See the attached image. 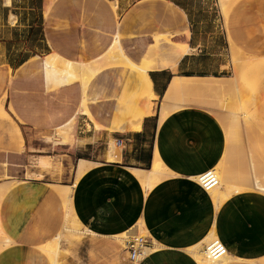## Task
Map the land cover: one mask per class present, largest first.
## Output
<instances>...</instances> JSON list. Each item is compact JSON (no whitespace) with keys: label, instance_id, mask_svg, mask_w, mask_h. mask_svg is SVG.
Instances as JSON below:
<instances>
[{"label":"crops","instance_id":"crops-1","mask_svg":"<svg viewBox=\"0 0 264 264\" xmlns=\"http://www.w3.org/2000/svg\"><path fill=\"white\" fill-rule=\"evenodd\" d=\"M217 4L218 0H0V117L10 121L9 138L24 146L25 153H51L34 156L31 164L39 171L33 179H25L24 173L22 181L10 176L0 182H17L0 202V226L12 242L0 252V264H50L39 247L64 223L62 201L50 185L74 184L80 160L97 166L73 186L75 215L103 237L122 234L141 221L147 239L160 248L139 264H197L184 250L197 245L212 228L234 257H264V198L234 195L216 211L210 196L191 180L212 169L223 154L216 118L193 103L159 122L174 79L227 80V29L241 25L225 21L219 11L211 15ZM147 10L156 13L158 22L147 25L139 19ZM253 23L251 27L258 26ZM163 29L172 32L171 38L154 43L157 36L152 41L151 34ZM114 40L124 57L147 71L151 91L138 70L125 65L103 68L85 90L78 82L47 86L45 57L55 53L85 63L104 54ZM229 43L234 46L231 39ZM260 70L252 66L241 83L260 78ZM71 120L67 143L55 146L63 141L58 130ZM50 130L51 146L41 141ZM117 139L123 143L119 161L108 162V143ZM155 152L172 175L145 195L130 170L150 169ZM55 157H63L67 169L74 165L69 184L42 180ZM2 159L6 168L17 167L25 155L10 151L0 153ZM15 166L11 173L18 170ZM91 241L83 239L62 257V264H94L90 252L102 251L107 239L97 238L101 245Z\"/></svg>","mask_w":264,"mask_h":264},{"label":"bare ground","instance_id":"bare-ground-1","mask_svg":"<svg viewBox=\"0 0 264 264\" xmlns=\"http://www.w3.org/2000/svg\"><path fill=\"white\" fill-rule=\"evenodd\" d=\"M222 1L223 0H220V3H222ZM233 1L234 0H232V2ZM230 46L231 49L234 48L232 44H230ZM185 53L187 54L189 53V51L187 50ZM254 61V58H248L247 60H245V65L243 64L244 66L239 69L238 77L234 78V80H232V82L230 83L223 82V80L218 79H210L212 81V84H207L210 83V80L208 82V80L206 79H203L204 81L199 79L195 80L194 78L190 80L183 78L174 79L171 82L170 86H168L163 104H161L162 107L159 114V122H162L164 119H166V117L172 114V112L182 110L188 107L189 104H192V106L194 105L191 100H186L184 98L185 94H189L193 91H208L211 93H219L230 91L232 89H235L239 92L237 85L239 86V81L243 78L245 73L256 64V62L254 63ZM117 64L125 65L127 67L138 70V72L148 84L151 91V81L147 71L145 69L138 68L126 57H124L117 40H114L109 49L100 57L85 63H75L62 59L55 53L51 54L48 57H45V79L47 86L51 88L70 84L72 82H78L81 85L82 89L85 90L87 84L89 83V79L92 78L97 72H99L103 68L115 66ZM202 81L207 82L206 84H204L202 83ZM151 95H153L152 92ZM84 103L85 102L82 101L81 107L84 106ZM236 104V110H231L229 108H226V106L222 108V111L224 110L226 112L225 119L221 118V116L219 117L220 113L219 115L217 114L218 116H215L217 117L216 120L219 121L218 123L222 129L221 131L223 133L224 150L218 163L212 169H210V171H212L214 173V176L216 177L217 184L214 187L210 188L207 191V194L210 196L216 210H218L224 199H230L234 195L253 192L264 196V156L262 155L261 157L263 161H261V158L255 159V155L253 154L250 145L252 141L251 136L249 139V135H251L250 132L253 131L252 127L255 125L253 124L255 122V117L244 106L241 98H238V102ZM0 112L3 111L0 109ZM83 112L87 113L88 111ZM73 125L74 120H71L68 124L58 130L57 133L58 135L63 137V141L62 143H57L55 146H62L63 144L67 143L69 138L68 134L73 129ZM96 128L99 129L100 127L96 126ZM261 130L262 129H260V131ZM237 146H239L240 148ZM239 150H241L242 153H240ZM119 154L120 148L115 145V141L110 140L105 157L106 161H119ZM241 155L243 157H240ZM228 157H230V159L227 161ZM240 158L243 160V164H245L240 165L248 169V174L247 169H244V173L242 172L243 175L247 174V176L245 177L242 174L238 175L235 172L239 170L238 168L236 169V166H239V164L234 166L235 168L232 167L233 164L235 162L237 163ZM239 162L241 161L239 160ZM95 166H97L96 163L80 160L76 168L74 184L87 170ZM130 173L138 181L145 195H147L164 178L172 175V173L168 171V169L163 165L156 152L154 153L150 169H131ZM191 180L194 182H198L199 176L192 177ZM236 182L240 183H237L239 184V186L236 185ZM14 183H0V202ZM74 184L50 185L59 195L64 207V223L62 225V228L52 240L39 247L40 251L48 258L50 264H61L62 257L68 254L71 251V248L75 245H78L83 239H89L91 241L96 240L97 238H106L96 234L95 232L90 230L89 227L83 225V223L75 215L72 207V192ZM132 233H138L143 238L142 254L138 258L139 261H142L150 253L155 252L160 248V245H158L153 239H147L149 235L144 227V224H142L141 221L136 223L135 226L131 227L126 234ZM142 235L145 237H143ZM111 238L114 242L120 244L123 247V239L125 237L112 235ZM213 239H217L215 232L204 238L200 243H198V245L187 247L184 252L197 264H231L240 261L238 258L234 257L232 254L226 251L223 255L217 257L216 259L211 258L205 250V245H208V243ZM11 243V240L5 235L0 226V251L3 250V248L9 246ZM260 264H264V262Z\"/></svg>","mask_w":264,"mask_h":264},{"label":"rangeland","instance_id":"rangeland-1","mask_svg":"<svg viewBox=\"0 0 264 264\" xmlns=\"http://www.w3.org/2000/svg\"><path fill=\"white\" fill-rule=\"evenodd\" d=\"M229 2L231 3L232 0L230 1L223 0L222 3H220V0H218L217 7L213 6V9H212V11H215V12L211 14V15L217 16L216 11H219L222 15V18L225 21L226 19H227V22H229V20L230 21L234 20L236 21L237 25H241V27H238V28L227 29L229 30L228 32L229 52H228V59H227L229 72L227 73V76H228L226 78L227 80L223 82L230 83L232 82V80H234V78H237L239 75V69L245 65L244 61L247 60L248 58H251V59L254 58L255 60L254 63L256 62V68L261 69L260 73L262 74V76L260 78H257L255 81L251 79L247 81L246 83L245 82L241 83V80H240L239 86L237 85L239 92L236 91L235 89L230 90L231 92L226 91L227 93L226 92L211 93L208 91H193L189 94H185L184 98L186 100H191L193 103H196L202 109L211 113L214 117L217 114L219 115L220 113L219 117L221 116V118H224V119L226 118L225 117L226 112L224 110L222 111V108L226 106V108H229L231 110H236L237 108L235 106L237 105L236 103L238 102V98H241L244 103V106L255 117L254 119L255 122L253 123L255 125L254 126L252 125L253 131L250 132L251 135H249V139L251 136L252 141L250 145H251L252 152L255 155V159L256 158L259 159L262 157V155L264 156V153H263L264 152V0H236V1L234 0L233 1L234 3L232 2L231 4ZM119 18L116 17L117 20ZM139 19L142 22L146 23L147 25L158 22L156 13L150 10L143 12L140 15ZM253 22L255 23L257 22V24L255 25H258V26L251 27V25L254 24ZM151 35H152V41L154 40V37L157 36L154 40V43H155L156 39H163L165 41L167 40V38H171L172 32L168 29H163V30H157ZM230 39L233 41V44H234L233 49L230 48L231 47L229 43ZM187 50L188 49L185 48V52ZM31 63L38 64V60L32 59ZM117 69H123L122 65L117 64ZM37 73L41 74L39 69L37 70ZM8 79L10 80L9 75H8ZM91 81H92V78L89 79L87 89L89 88V84L91 83ZM128 87H129L128 90L131 91L130 93L133 94L132 86L130 87L128 85ZM89 102L90 100L86 102L87 106ZM1 103L2 102L0 101V104ZM6 122L10 123L9 120L4 119L3 117H0V153H3L4 156L7 152H10V151L22 153L23 155H25V161L20 162L17 167L15 165L10 164L8 168H6V164L3 165L4 159L0 160V182L4 180H10L11 177H16L14 178V180L22 181L21 177H23L24 173H25L24 175L25 179H33L35 177L34 174L39 171L38 169L32 167L31 163L34 162L35 159L37 158L34 156H37L39 154H50L51 155V153L48 150H38V149L30 150L29 153L28 152L25 153L24 146L20 148L17 145L16 140H11L9 138L10 127L7 126ZM256 123L258 125L260 124L261 125L258 126ZM260 129L262 130L260 131ZM51 138H52V130H50L47 134L42 135L41 141L46 142L49 146H51L52 144ZM46 139L47 141H45ZM239 151L240 153H242L241 150ZM240 157H243V156L241 155ZM59 159H62V160L58 162ZM229 159L230 157H228L227 161ZM239 160L241 162H239ZM239 160L237 163L235 162L232 167L235 168L234 166L239 164V166L237 165L238 167L236 166V169L238 168L239 170H237L238 172L237 171L235 172L238 175H241V174L243 175L245 171L244 169H247V168L242 167V165H245V164H243V160L241 158ZM54 161L55 162L53 163L52 161L49 160L50 168L49 170L46 171L47 173L44 174L46 175V178H43L42 180L47 181V183L69 184L72 179V169L74 165L70 166L69 169H67L64 165L63 157L61 158L55 157ZM261 161H263V159ZM37 163H38V160L35 162V165H37ZM11 166H15V168L18 170L15 173H11L10 171ZM247 174H248V169H247ZM247 174L243 176L245 177L247 176ZM237 183L239 182H236V185L239 186L240 183L239 184ZM15 185H17V183H14L12 187H14ZM247 194L264 198L256 193H247ZM243 195H246V194H243ZM226 200L228 199H224L223 202H225ZM129 230L130 229L118 235L126 237L128 235L126 233H128ZM210 232L208 233L207 236L215 232L214 228H212ZM98 239H107V241L104 243L103 246H101L102 251L93 252V253L90 252L89 258L91 261L94 262V264H129L127 261L126 254L123 252V247L120 244L114 242L111 237L98 238ZM91 242L94 243L97 241L92 240ZM101 243L102 242H99V241L97 242V244H100V245ZM76 246L77 245L73 246L71 248V251L68 254L72 253V250ZM239 260L240 261H237L234 263L247 262L249 264H260L264 262V257L260 259L248 260V261H244L241 259Z\"/></svg>","mask_w":264,"mask_h":264},{"label":"built area","instance_id":"built-area-1","mask_svg":"<svg viewBox=\"0 0 264 264\" xmlns=\"http://www.w3.org/2000/svg\"><path fill=\"white\" fill-rule=\"evenodd\" d=\"M115 145L118 148L123 147V143L119 139L115 140ZM196 176H199V181L195 183L199 185L206 193L210 188L214 187L217 184L216 177L210 170ZM142 244L143 238L138 233L128 234L123 239V252L126 254L129 264L140 263L138 258L142 254ZM205 250L213 259H216L217 257L223 255L226 251L224 245L220 242L219 239L211 240L208 245H205Z\"/></svg>","mask_w":264,"mask_h":264}]
</instances>
